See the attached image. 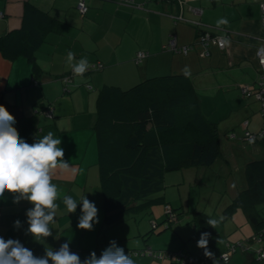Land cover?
I'll return each instance as SVG.
<instances>
[{
	"label": "crops",
	"instance_id": "0c3cea01",
	"mask_svg": "<svg viewBox=\"0 0 264 264\" xmlns=\"http://www.w3.org/2000/svg\"><path fill=\"white\" fill-rule=\"evenodd\" d=\"M262 1L134 0L139 4L134 6L117 0H84L87 10L82 14L78 0H0V105L14 116L13 127L27 143L49 131L59 137L64 159L71 165L69 170H53L52 182L58 185L60 199L49 225L52 235L36 240L28 234L26 211L32 205L26 200L14 203L15 194L5 192L0 198V237L19 240L36 256L70 242L81 260L91 252L98 258L113 240L123 249L153 248L150 240L141 241L144 232L140 227L132 230L131 217L104 222L94 131L97 100L105 85L128 89L150 77L184 76L181 69L185 66L191 69L189 78L200 111L215 124L219 139L220 154L210 166L216 164V174L236 194L245 184L244 164L264 156V105L241 91L242 85L264 88L256 59V50L264 46ZM28 3L44 12L52 27L37 26L42 39L32 58L23 53L9 55L12 44H23V14ZM221 17L229 24L217 28ZM205 30L227 36L230 43L205 49L197 42ZM172 36L178 44L192 48L187 53L164 49ZM68 51L76 59L86 56L90 65L101 62L103 66L75 76L66 66ZM140 51L147 55L137 59ZM66 75L70 81H64ZM246 130L263 135L250 144L244 136ZM64 195L78 203L85 195L94 202L98 223L91 231L77 228L81 206L68 213L62 203ZM16 220L21 222L18 229L13 226ZM132 258L136 264H158L147 255ZM187 260L183 257L182 263Z\"/></svg>",
	"mask_w": 264,
	"mask_h": 264
},
{
	"label": "trees",
	"instance_id": "16d2710c",
	"mask_svg": "<svg viewBox=\"0 0 264 264\" xmlns=\"http://www.w3.org/2000/svg\"><path fill=\"white\" fill-rule=\"evenodd\" d=\"M39 24L51 28L53 22L44 12L26 4L22 23L24 41L21 46L12 44L9 48L7 45L9 55L23 53L32 58L33 50L42 39ZM94 131L106 223L119 222L135 214L137 208L152 203L154 199L147 196L162 188L165 172L210 166L220 154L215 124L201 113L198 95L191 79L185 76L150 77L128 89L105 85L99 91ZM243 172L245 184L226 206V211L230 214L236 207L241 208L252 233L244 239L246 241L226 242L217 255L210 246L215 232L206 223L208 216L196 211L193 235L199 240L201 233H210L207 249L213 254L211 258L206 257L201 248L198 264L202 260L215 264L216 259L228 264L237 250L248 253L245 264H264V258L257 252L264 250V156L248 160ZM166 216L170 221L167 212ZM149 224L150 230L144 238L158 226L151 219ZM252 241L259 247L251 248ZM227 243L233 251L224 260L220 255L226 252ZM124 251L130 257L147 255L159 260L158 264H184L183 259L172 258L182 250L142 247ZM183 253L187 257L186 252ZM158 254L162 257L155 256Z\"/></svg>",
	"mask_w": 264,
	"mask_h": 264
},
{
	"label": "clouds",
	"instance_id": "9594fccd",
	"mask_svg": "<svg viewBox=\"0 0 264 264\" xmlns=\"http://www.w3.org/2000/svg\"><path fill=\"white\" fill-rule=\"evenodd\" d=\"M228 24L226 17L216 21L217 28ZM222 40L224 45L230 43L227 36ZM257 54L264 57V46ZM261 63H264V59H261ZM66 66L73 75L82 77L89 70L90 62L86 56L76 59L75 53L68 51ZM181 74L188 78L191 69L185 66ZM15 122L14 116L0 105V198L8 192L15 194L14 203L21 200L29 202L32 207L26 211L27 233L36 240L45 239L52 235L49 225L54 222L59 208L57 200L60 199V193L58 185L52 182L53 170H69L71 165L64 159L61 139L55 137L53 132L49 131L29 144L20 138L13 127ZM248 142L251 144L254 139L250 138ZM62 203L68 213H74L78 204L81 206L77 228L91 231L93 225L98 223V209L85 195L79 203L71 196L64 195ZM222 219L210 217L206 223L215 229ZM13 226L20 228V220L14 221ZM209 238L210 233H201L197 247L204 249V255L211 258L213 254L207 249ZM69 243H63L58 250L49 247L43 256H36L19 240L0 237V264H136L114 240L109 242L98 258L95 252H91L84 260L70 250Z\"/></svg>",
	"mask_w": 264,
	"mask_h": 264
},
{
	"label": "rangeland",
	"instance_id": "374dc122",
	"mask_svg": "<svg viewBox=\"0 0 264 264\" xmlns=\"http://www.w3.org/2000/svg\"><path fill=\"white\" fill-rule=\"evenodd\" d=\"M216 172V164L212 167H183L165 172L162 188L147 196L154 201L142 209L137 208L135 214L128 216L133 219L129 220L132 230L140 227L145 235L150 230V219L156 221L158 223L156 230L150 232L147 238H144L143 234L139 235L142 236L141 241L142 238L144 242L150 240L149 246H153L155 250L178 251L181 249L188 257L186 264H198V256L201 253V248L197 247L198 240L193 235L192 221L196 217V211L203 212L208 219L223 217L215 229L211 227L215 232V237L210 243L213 253L219 255L227 240L235 242L238 238L246 239L252 233V227L241 208L236 207V210H232L230 214H228L229 210L226 211V206L235 193H231V186L225 184L221 174L217 175ZM235 177L238 176L235 175ZM166 204L173 208L170 221L166 219ZM123 225L128 224L123 223ZM165 226L167 227L164 228ZM249 244L253 249L259 247V244L253 241ZM240 251L237 250L232 254L228 264H245L249 255ZM215 264L223 263L216 259Z\"/></svg>",
	"mask_w": 264,
	"mask_h": 264
},
{
	"label": "built area",
	"instance_id": "2783aa9c",
	"mask_svg": "<svg viewBox=\"0 0 264 264\" xmlns=\"http://www.w3.org/2000/svg\"><path fill=\"white\" fill-rule=\"evenodd\" d=\"M118 2L120 3H124V4H129V5H134V6H139V4L135 3L134 0H117ZM77 8L78 10L80 11V13L84 14L87 10V6L84 2V0H78V3H77ZM260 9H261V21L262 23L264 24V1H262L260 3ZM3 16V13L2 11H0V17ZM223 36H220V35H216V34H213L207 30L205 31H202L199 36L197 37V42L202 44L205 49H207V46L209 45H215L219 48H223L224 47V44H223V40H222ZM164 49H167V50H171V51H174V52H180V53H187L191 48L192 46L191 45H180L177 43L176 41V38L174 36L170 37L167 42L163 45ZM261 48V47H260ZM258 48L256 50V59H257V62L259 64V67L264 75V63H261V59H264V57L262 56H258V50L260 49ZM209 52L206 51L205 54H208ZM147 55V52L145 51H140L137 53L136 55V58L137 59H142L144 58L145 56ZM102 63L101 62H96V63H93L90 65V69H101L102 68ZM64 81H70V75H66L64 77ZM91 86H88V88H90ZM241 91L245 94V95H248V96H253L255 98H257L258 100H260L262 102V104L264 105V88L262 87H259V88H255L253 85H242L241 86ZM247 123V122H245ZM263 135V132L261 133H257V134H253L249 131H245L244 132V136L247 138V139H250V138H253L254 140L257 139L258 137H261ZM166 212L168 213V216H169V219H171V216H173V211L171 209V207L169 205H167L166 207ZM152 226H155V223L152 222ZM70 250L72 252L75 253V250L71 249ZM233 251L232 247H231V244L227 243V250L226 252H223L221 255H220V258L224 259V260H227L229 255L231 254V252ZM257 252L259 253V257L260 258H264V250L262 249H259L257 250ZM135 254V253H134ZM156 257L158 258H161L162 255L161 254H158V255H155ZM183 257H185V254L183 253H178V254H173L172 255V258L173 259H177V260H181L183 259ZM199 264H207V261H200Z\"/></svg>",
	"mask_w": 264,
	"mask_h": 264
}]
</instances>
